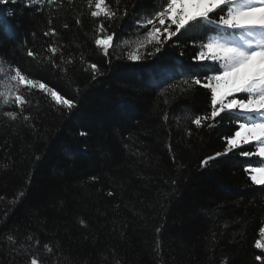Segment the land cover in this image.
Listing matches in <instances>:
<instances>
[{
    "label": "trees",
    "instance_id": "1",
    "mask_svg": "<svg viewBox=\"0 0 264 264\" xmlns=\"http://www.w3.org/2000/svg\"><path fill=\"white\" fill-rule=\"evenodd\" d=\"M106 2L115 7V0ZM162 2L122 0L129 15L110 28L105 21L115 46L110 57L95 44L104 33L87 0L0 4L5 70L18 66L75 102L69 111L25 87L30 103L23 112L0 101V264H30L31 254L45 264H264L256 260L264 250L254 246L264 226V186H254L245 172L252 161L234 149L201 165L224 152L237 125L222 114L215 127L198 129L186 118L184 108L211 111L210 91L201 85L162 94L190 76L201 34L178 33L154 57L126 58L132 45L123 42L137 39L135 19ZM49 27L59 35L44 36ZM54 42L62 45L55 62L61 54L73 61L61 65L66 72L43 62ZM92 63L99 69L95 79ZM203 75L211 73L201 75L206 83ZM8 111L18 119L5 116Z\"/></svg>",
    "mask_w": 264,
    "mask_h": 264
},
{
    "label": "snow or ice",
    "instance_id": "2",
    "mask_svg": "<svg viewBox=\"0 0 264 264\" xmlns=\"http://www.w3.org/2000/svg\"><path fill=\"white\" fill-rule=\"evenodd\" d=\"M44 2L45 0H32L33 4L43 5ZM55 2L56 0H47L49 5ZM5 3L7 0H0V4ZM68 3L71 4L72 0H68ZM121 3L122 0H115L113 7L106 0H87L90 16L98 20L97 31L104 33L102 39H95V44L106 57L111 56L110 49L115 46L112 43L113 34H108L105 21L109 22L107 28H110L112 22L123 21L129 15L127 5L121 11ZM51 23L52 21L49 20V25ZM76 24L78 26L82 24L79 16L76 18ZM135 24L137 39L133 42L127 40L123 42L132 45L125 53L126 58L132 62L156 56L165 44L173 37H177L178 33L195 30L201 34L196 45L199 50L193 57L198 63L189 69L190 76L169 84L162 94H166L169 89L173 93L179 90L184 94L192 91L194 85L208 89L210 113L196 115L191 108H184L181 111L186 118L191 119V123L198 129L204 126L212 128L222 122L223 114L238 127L234 133L226 135L227 146L224 152L206 157L201 161L202 167H206L209 161L226 155L234 149H241L239 153L241 157L260 158L255 162V166L246 167L245 172L249 174L252 184L264 186V0H163L150 12H141L135 19ZM64 27L67 28L68 25ZM141 30H144L142 34ZM5 31L10 29L5 26ZM49 35L58 36L59 33L49 27L44 32V36ZM61 47L62 45H56L55 42L49 45L48 50L52 56L44 57L43 62L51 63L54 68L66 72L61 65L73 61L65 60L62 54L60 63H56L53 59L60 52ZM27 55L39 59L38 54L31 49L28 50ZM119 58L117 56V59ZM3 63L6 62L0 61V64ZM90 68L95 79L99 69L95 63L90 64ZM204 73H211V75H203L206 83H202L200 78ZM22 87L29 90L38 88L50 95L57 105H62L69 111L75 107L74 99L59 95L53 88L46 86L30 73L23 72L18 66H9L7 70L0 66V97L3 98V105L14 103L23 112L25 104L30 103V100L21 91ZM164 102L165 104L169 102L167 96ZM4 115L12 120L18 119V113L14 111L5 112ZM29 118L24 117L26 121ZM217 118L221 120L218 121ZM164 119L167 121V113ZM208 121L211 122L206 123ZM186 134L190 136L191 129H186ZM243 145H251L255 150H243ZM259 234L261 239H257L254 246L264 250V226L260 227ZM7 238L15 242L11 235ZM32 239L33 237H28L29 241ZM38 245L37 240L36 246ZM22 247L27 254L28 247L23 245ZM44 249L49 254L53 252L50 244H45ZM262 259L264 258L256 256V260L262 261ZM30 264H45V262L36 254H31Z\"/></svg>",
    "mask_w": 264,
    "mask_h": 264
},
{
    "label": "bare ground",
    "instance_id": "3",
    "mask_svg": "<svg viewBox=\"0 0 264 264\" xmlns=\"http://www.w3.org/2000/svg\"><path fill=\"white\" fill-rule=\"evenodd\" d=\"M4 21V18L3 17H0V21ZM5 23V22H4ZM5 26V25H4ZM4 30H5V28H3ZM9 31H6L5 33H8ZM0 66H2L3 67V65L2 64H0ZM2 97H0V101H2Z\"/></svg>",
    "mask_w": 264,
    "mask_h": 264
},
{
    "label": "rangeland",
    "instance_id": "4",
    "mask_svg": "<svg viewBox=\"0 0 264 264\" xmlns=\"http://www.w3.org/2000/svg\"><path fill=\"white\" fill-rule=\"evenodd\" d=\"M161 77V75H159L157 78H160Z\"/></svg>",
    "mask_w": 264,
    "mask_h": 264
}]
</instances>
